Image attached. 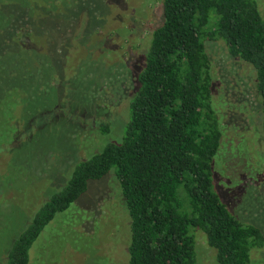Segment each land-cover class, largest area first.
<instances>
[{
	"label": "rangeland",
	"instance_id": "rangeland-1",
	"mask_svg": "<svg viewBox=\"0 0 264 264\" xmlns=\"http://www.w3.org/2000/svg\"><path fill=\"white\" fill-rule=\"evenodd\" d=\"M258 3L264 14V0ZM162 13L163 0H0V134L14 137H0L8 147L0 149V264L37 205L70 178L71 163L120 135L115 123L102 133L99 122L122 118L120 105L132 92ZM206 48L224 132L214 189L238 218L264 233L256 70L230 55L223 40H209ZM50 51L64 57L56 77L34 68L33 61ZM117 172L113 167L90 180L86 192L55 215L32 245L29 264H129L131 216ZM195 240L197 263L218 264L206 233L199 229ZM251 254L253 264H264V247Z\"/></svg>",
	"mask_w": 264,
	"mask_h": 264
},
{
	"label": "trees",
	"instance_id": "trees-1",
	"mask_svg": "<svg viewBox=\"0 0 264 264\" xmlns=\"http://www.w3.org/2000/svg\"><path fill=\"white\" fill-rule=\"evenodd\" d=\"M260 9L258 0H163L162 19L152 31L144 64L136 72L126 104L120 105L122 118L99 122L102 133H110L115 123L120 135L71 163L70 178L37 205L4 264H29L30 249L46 225L86 192L90 180L101 179L113 167L118 168L131 216L129 264H198L199 229L206 233L218 264H253L252 249L264 247L263 230L238 218L214 189V159L221 155L224 132L206 42L223 40L230 55L255 68L264 143ZM65 44L71 47V42ZM56 54L50 51L45 59L37 57L34 68L61 75L64 57ZM61 80L59 97L65 87ZM6 125V130L13 127L10 119ZM16 142L9 143L14 147ZM3 148L8 147L0 145ZM193 228L198 229L195 234Z\"/></svg>",
	"mask_w": 264,
	"mask_h": 264
}]
</instances>
